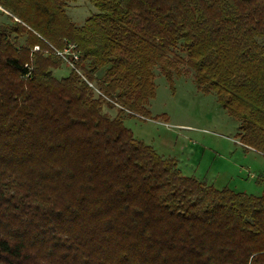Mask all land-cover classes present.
<instances>
[{
	"label": "trees",
	"instance_id": "1",
	"mask_svg": "<svg viewBox=\"0 0 264 264\" xmlns=\"http://www.w3.org/2000/svg\"><path fill=\"white\" fill-rule=\"evenodd\" d=\"M76 1L0 0V264H264V195L184 175L123 123L151 118L154 67L185 65L264 153V0H87L80 24ZM68 45L100 93L54 75Z\"/></svg>",
	"mask_w": 264,
	"mask_h": 264
},
{
	"label": "rangeland",
	"instance_id": "2",
	"mask_svg": "<svg viewBox=\"0 0 264 264\" xmlns=\"http://www.w3.org/2000/svg\"><path fill=\"white\" fill-rule=\"evenodd\" d=\"M93 9L87 0L67 6L77 24ZM0 22L7 20L0 16ZM68 69L64 61L54 75L65 76ZM153 72L155 91L148 104L151 118L127 116L123 120L134 137L163 158L174 159L184 175L206 185L264 195V153L241 141L239 122L220 105L216 95L200 91L185 65L174 71L171 81L157 66ZM103 110L115 115V109L103 106Z\"/></svg>",
	"mask_w": 264,
	"mask_h": 264
},
{
	"label": "built area",
	"instance_id": "3",
	"mask_svg": "<svg viewBox=\"0 0 264 264\" xmlns=\"http://www.w3.org/2000/svg\"><path fill=\"white\" fill-rule=\"evenodd\" d=\"M35 50L38 49V46L34 47ZM56 54L59 55L65 62L68 63L70 69H73L81 78L97 93H100L98 89L94 86L93 82H90L86 79L84 74L81 72L79 68H77V61L79 60V55L73 50V45H68L67 47L63 48L62 50H57Z\"/></svg>",
	"mask_w": 264,
	"mask_h": 264
}]
</instances>
